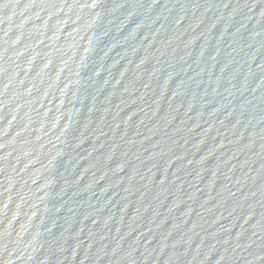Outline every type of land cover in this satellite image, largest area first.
<instances>
[{
	"label": "water",
	"instance_id": "1",
	"mask_svg": "<svg viewBox=\"0 0 264 264\" xmlns=\"http://www.w3.org/2000/svg\"><path fill=\"white\" fill-rule=\"evenodd\" d=\"M0 264H264V0H0Z\"/></svg>",
	"mask_w": 264,
	"mask_h": 264
}]
</instances>
